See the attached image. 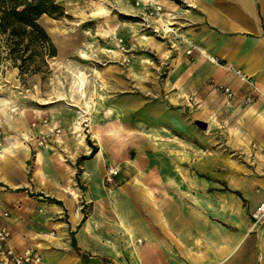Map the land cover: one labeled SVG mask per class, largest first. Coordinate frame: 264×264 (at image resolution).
Masks as SVG:
<instances>
[{"label":"rangeland","instance_id":"374dc122","mask_svg":"<svg viewBox=\"0 0 264 264\" xmlns=\"http://www.w3.org/2000/svg\"><path fill=\"white\" fill-rule=\"evenodd\" d=\"M59 2L61 15L40 19L56 55L36 56L24 69L7 60L0 69V160L9 163L5 170L11 180L27 184L17 191L53 204L56 198L45 190L52 184L49 175H55L64 185L59 186L64 200L76 207L78 229L91 216L105 231L106 223L121 224L122 196L154 193L156 179L176 173L214 183L228 178L222 163L235 157L226 152L237 145L235 119L239 109L250 106L244 102L248 91L240 97L238 86L216 73L219 62L210 58L207 66L196 58L194 41L181 37L187 19L176 8L186 12L187 1ZM164 126L168 133L161 131ZM94 131L104 146L99 158ZM158 133L164 138L159 143ZM17 140L29 152L15 148ZM45 150L52 158L46 163ZM55 203L58 221L67 226L72 210L63 201ZM34 208L25 221L38 231L49 228L48 207L36 203ZM73 247L68 253L85 263L96 258Z\"/></svg>","mask_w":264,"mask_h":264},{"label":"crops","instance_id":"0c3cea01","mask_svg":"<svg viewBox=\"0 0 264 264\" xmlns=\"http://www.w3.org/2000/svg\"><path fill=\"white\" fill-rule=\"evenodd\" d=\"M185 1L189 7L186 12L176 8V13L187 19L179 33L194 41L196 58L207 66L210 58L217 60L216 73L221 81L234 82L240 97L249 85L232 68L240 70L256 87V101L239 109L235 119L239 124L235 126L237 145L226 152L235 157L224 158L222 163L229 177L216 183L192 174L183 178L179 173L156 179L154 186L159 190L154 193L123 195L120 226L106 223L103 231V224L95 225L91 216L78 229L76 207L71 199L64 200L66 194L59 190L64 185L58 177L49 175L52 184L45 190L57 201L52 204L30 199L17 191L27 184L11 180L5 170L9 163L0 160V170L10 181L0 180V216L8 212L3 222L12 231V244L18 250L37 248L44 264H63L59 253L76 257L68 253L73 243L97 259H110L112 264H264V214L259 218L253 215L264 203V0ZM239 104L241 108V101ZM157 113L154 111L158 118ZM93 135L99 140L97 157H101V137L98 131ZM157 138L158 143L164 140L159 133ZM80 140L84 143L85 136ZM23 144L17 148H24ZM25 148L29 152L30 148ZM39 153L40 158H36L41 162L44 154ZM222 153L226 155H219ZM45 154L43 162H50L47 150ZM202 168L210 171L209 163H203ZM225 187L233 192L224 191ZM62 201L68 212H73L67 226L56 216L55 202ZM36 203L47 206L50 213L46 217L50 227L43 231L29 222L30 226L24 218L35 210Z\"/></svg>","mask_w":264,"mask_h":264},{"label":"trees","instance_id":"16d2710c","mask_svg":"<svg viewBox=\"0 0 264 264\" xmlns=\"http://www.w3.org/2000/svg\"><path fill=\"white\" fill-rule=\"evenodd\" d=\"M62 11L59 0H0V69L7 60L24 69L36 56H55L40 19Z\"/></svg>","mask_w":264,"mask_h":264},{"label":"built area","instance_id":"2783aa9c","mask_svg":"<svg viewBox=\"0 0 264 264\" xmlns=\"http://www.w3.org/2000/svg\"><path fill=\"white\" fill-rule=\"evenodd\" d=\"M160 9V8H159ZM233 72L240 78L241 81L249 85L248 93L245 96L246 105H251L256 98V87L252 85L248 77H246L240 70L232 68ZM225 92L229 97H232L233 92L231 88L226 87ZM43 142H41L42 144ZM264 214V203L261 204L254 212V217L259 218ZM9 214L4 213L0 216V264H44L42 254L34 247H28L24 250H17L12 244V232L7 225L4 224L3 218Z\"/></svg>","mask_w":264,"mask_h":264},{"label":"bare ground","instance_id":"6f19581e","mask_svg":"<svg viewBox=\"0 0 264 264\" xmlns=\"http://www.w3.org/2000/svg\"><path fill=\"white\" fill-rule=\"evenodd\" d=\"M72 6V5H71ZM77 9V8H76ZM84 14V13H83ZM85 15V14H84ZM78 16V15H77ZM78 18V17H77ZM142 40H144V41H147L148 39H149V37L147 36V35H142ZM84 81V80H83ZM87 104V103H86ZM91 107V106H90ZM91 109V108H90ZM84 121H86V120H84ZM89 121V120H88ZM79 127L77 126L76 127V132L77 133H79L80 131V129H78ZM82 129V128H81ZM162 129L164 130V131H169L166 127H162ZM79 136H80V138H83L84 136L81 134V133H79ZM156 139H159V138H156ZM16 144H17V146L15 147V148H17V147H19V146H21L22 144H23V142H21V141H19V140H17L16 141ZM4 154L5 155H7L8 153H7V150L4 152ZM4 154H1V156H4ZM37 156H38V158H40V153H38L37 154ZM97 158H99V157H97ZM98 167V166H97ZM0 180H2V181H4V182H7V183H9L10 181H9V178L4 174V172H2V170H0ZM65 192V191H64ZM67 193V192H66ZM113 193V192H112ZM208 203V202H207ZM208 205L209 206H211V203H208ZM118 206V205H117ZM119 213V212H118ZM77 218V217H76ZM123 218V217H122ZM118 219V218H117ZM76 220V219H75ZM59 254H61V260H62V262H63V264H82L80 261H79V259L78 258H76V257H71V256H69L66 252H64V253H59ZM66 260L68 261V263H66Z\"/></svg>","mask_w":264,"mask_h":264},{"label":"water","instance_id":"95a60500","mask_svg":"<svg viewBox=\"0 0 264 264\" xmlns=\"http://www.w3.org/2000/svg\"><path fill=\"white\" fill-rule=\"evenodd\" d=\"M87 264H102V262L99 259L94 258L91 261H89Z\"/></svg>","mask_w":264,"mask_h":264}]
</instances>
